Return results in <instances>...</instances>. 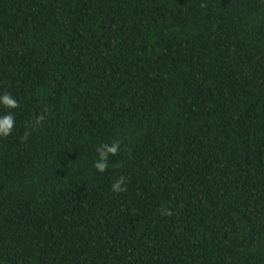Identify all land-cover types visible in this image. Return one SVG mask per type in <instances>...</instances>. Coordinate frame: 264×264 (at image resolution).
<instances>
[{"label":"trees","instance_id":"obj_1","mask_svg":"<svg viewBox=\"0 0 264 264\" xmlns=\"http://www.w3.org/2000/svg\"><path fill=\"white\" fill-rule=\"evenodd\" d=\"M5 93L0 264H264V0H0Z\"/></svg>","mask_w":264,"mask_h":264},{"label":"clouds","instance_id":"obj_2","mask_svg":"<svg viewBox=\"0 0 264 264\" xmlns=\"http://www.w3.org/2000/svg\"><path fill=\"white\" fill-rule=\"evenodd\" d=\"M0 103L5 108L15 109L18 107V102L8 93H5L2 97H0ZM44 120V116L41 115L37 118L36 123L39 124ZM15 125L14 116L9 113L0 117V136L7 137L12 134V130ZM27 135V134H26ZM120 148V144L117 142H113L111 145H103L102 147L97 149L99 153V161L95 163L94 167L101 173H103L107 167V159L109 155L116 156L118 154V149ZM125 183L123 177L117 180L113 184V191L116 193L125 191L126 189L122 188L121 185Z\"/></svg>","mask_w":264,"mask_h":264}]
</instances>
